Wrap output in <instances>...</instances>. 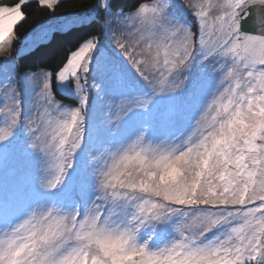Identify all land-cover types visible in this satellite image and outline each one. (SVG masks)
<instances>
[{"label": "snow or ice", "instance_id": "snow-or-ice-1", "mask_svg": "<svg viewBox=\"0 0 264 264\" xmlns=\"http://www.w3.org/2000/svg\"><path fill=\"white\" fill-rule=\"evenodd\" d=\"M0 264H264V0H97L0 57Z\"/></svg>", "mask_w": 264, "mask_h": 264}, {"label": "trees", "instance_id": "trees-1", "mask_svg": "<svg viewBox=\"0 0 264 264\" xmlns=\"http://www.w3.org/2000/svg\"><path fill=\"white\" fill-rule=\"evenodd\" d=\"M14 0H5L11 2ZM97 0H61L55 11L46 7H41L38 1H32L24 7V11L28 14L27 18L18 24L15 30V38L13 39L12 49L16 52L20 46L21 40L25 34H30L34 29H38L41 25L48 23L51 19H56L61 16H66L73 12H82L95 5ZM98 27V26H97ZM85 30H89L86 27ZM75 37L62 36L57 40L51 42L47 47L37 51L35 55L23 60L22 63L27 68L35 69L36 66H44V64L51 63L55 58L57 49L65 47Z\"/></svg>", "mask_w": 264, "mask_h": 264}, {"label": "rangeland", "instance_id": "rangeland-1", "mask_svg": "<svg viewBox=\"0 0 264 264\" xmlns=\"http://www.w3.org/2000/svg\"><path fill=\"white\" fill-rule=\"evenodd\" d=\"M32 1H38V0H31V2ZM61 1V0H60ZM17 2V0H14V1H11V2H6V3H9V4H14V3H16ZM214 2H220V3H223L224 2V0H214ZM97 4V2L95 3V5ZM94 5V6H95ZM94 6H92L91 8H89V9H87V10H85V11H82V12H91V10L94 8ZM15 30H16V28H15ZM15 30H14V36H15ZM31 35V33L29 34V36ZM12 44H13V40H12V42H11V45L9 46V44H8V42H7V40L3 43V45H2V48H3V50L2 51H0V57H3V56H6V55H8V54H10V53H12V54H14L13 53V47H12ZM20 47V46H19ZM18 47V48H19Z\"/></svg>", "mask_w": 264, "mask_h": 264}]
</instances>
